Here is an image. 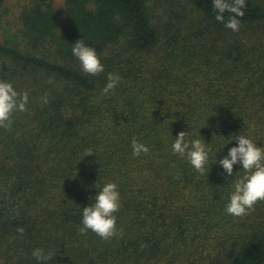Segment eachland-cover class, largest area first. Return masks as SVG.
Returning a JSON list of instances; mask_svg holds the SVG:
<instances>
[{
	"label": "trees",
	"instance_id": "obj_1",
	"mask_svg": "<svg viewBox=\"0 0 264 264\" xmlns=\"http://www.w3.org/2000/svg\"><path fill=\"white\" fill-rule=\"evenodd\" d=\"M245 3L238 32L212 0H30L18 11L0 33V79L29 104L0 128V264H40L36 248L54 253L47 264H264V202L242 218L225 211L242 165L205 176L172 153L180 131L208 143L210 163L236 135L264 147V0ZM81 39L103 73L82 71L71 51ZM109 73L122 79L105 96ZM133 138L150 152L134 157ZM107 182L124 231L110 242L79 231Z\"/></svg>",
	"mask_w": 264,
	"mask_h": 264
},
{
	"label": "clouds",
	"instance_id": "obj_2",
	"mask_svg": "<svg viewBox=\"0 0 264 264\" xmlns=\"http://www.w3.org/2000/svg\"><path fill=\"white\" fill-rule=\"evenodd\" d=\"M212 6L217 13L215 19L218 22L233 32L240 30L241 21L238 17L244 16L245 0H212ZM225 12L232 14L227 20L224 18ZM71 51L80 62L84 73L96 76L104 72V64L96 49L86 45L83 39L73 43ZM121 79L119 74L109 73L102 94L107 96L112 93L118 87ZM41 100L47 104V94ZM28 104L29 95L26 91L18 92L11 82L0 79V128L10 131L14 124L15 114L27 112ZM187 136L188 133L185 131H180L177 134L172 144V153L186 158L200 175L207 176L210 166L219 163L224 172L228 176H232L233 166L242 165L244 174L234 181L228 202L225 205L228 215L242 218L255 211V205L258 202H264V147H257V143L250 136L236 135L231 140H235L237 146L229 148L227 156L222 157L219 161L215 159L214 163H210L209 154L212 149L208 143H205L203 138L189 141ZM131 148L134 157L150 152L149 147L136 138L131 141ZM93 154L91 149H86L83 157ZM120 208L121 197L118 185L115 182L105 183L96 192L94 203L81 208L82 219L79 229L81 235H86L90 231L106 242H110L114 238H122L124 231L117 227L116 216ZM16 230L20 234L25 233V227H17ZM53 255L52 251L45 252L42 248H36L32 252V256L40 264H47L53 259Z\"/></svg>",
	"mask_w": 264,
	"mask_h": 264
},
{
	"label": "rangeland",
	"instance_id": "obj_3",
	"mask_svg": "<svg viewBox=\"0 0 264 264\" xmlns=\"http://www.w3.org/2000/svg\"><path fill=\"white\" fill-rule=\"evenodd\" d=\"M30 0H9L8 4L5 9V16L1 23L0 27V33L4 32L2 31L4 27H8L10 25L14 26L18 24V20L16 19V16L18 15V11L26 4L29 3ZM60 5V4H58ZM178 5V4H175ZM179 6V5H178Z\"/></svg>",
	"mask_w": 264,
	"mask_h": 264
}]
</instances>
